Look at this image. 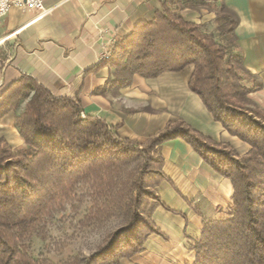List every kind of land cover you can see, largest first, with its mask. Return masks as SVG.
Returning <instances> with one entry per match:
<instances>
[{"label": "trees", "instance_id": "1", "mask_svg": "<svg viewBox=\"0 0 264 264\" xmlns=\"http://www.w3.org/2000/svg\"><path fill=\"white\" fill-rule=\"evenodd\" d=\"M176 1L165 0L152 20L139 21L109 58L100 60L115 67L104 87L127 86L134 74L151 78L192 65L190 90L250 149L238 154L182 119L143 142L123 138L102 118L83 114L76 96H54L22 76L0 91V119L26 100L15 117L25 147L12 148L0 138V264H118L142 251L149 234L162 235L151 218L160 203L155 188L165 179L158 147L175 138L185 140L233 187L228 216L203 222L191 264H264V109L248 98L261 81L243 67L239 51L174 13ZM236 24V15L223 9L219 32L233 34ZM85 188L92 198L85 220L114 217L117 225L94 250L71 261L33 257L30 237Z\"/></svg>", "mask_w": 264, "mask_h": 264}, {"label": "crops", "instance_id": "2", "mask_svg": "<svg viewBox=\"0 0 264 264\" xmlns=\"http://www.w3.org/2000/svg\"><path fill=\"white\" fill-rule=\"evenodd\" d=\"M165 0H44L48 12L13 7L0 20V91L22 76L33 78L54 96L77 97L82 113L100 117L123 138L143 142L178 119L238 154L250 146L228 133L188 86L193 66L156 77L134 74L129 85L104 87L115 71L99 64L142 20L150 21ZM171 8L211 34L261 81L248 98L264 109V0H179ZM233 12V34H221L218 16ZM248 86L251 83L247 82ZM26 100L0 119V138L25 147L15 125ZM165 175L157 186L160 203L151 218L162 235L149 234L143 250L118 264H191L204 221L226 218L232 204L229 178L215 172L182 138L159 145Z\"/></svg>", "mask_w": 264, "mask_h": 264}, {"label": "rangeland", "instance_id": "3", "mask_svg": "<svg viewBox=\"0 0 264 264\" xmlns=\"http://www.w3.org/2000/svg\"><path fill=\"white\" fill-rule=\"evenodd\" d=\"M91 206L89 189H78L75 199L73 197L48 217L42 228L30 237L28 245L32 256L64 263L94 250L107 229L117 225L118 220L112 217L101 222H87L85 217Z\"/></svg>", "mask_w": 264, "mask_h": 264}, {"label": "built area", "instance_id": "4", "mask_svg": "<svg viewBox=\"0 0 264 264\" xmlns=\"http://www.w3.org/2000/svg\"><path fill=\"white\" fill-rule=\"evenodd\" d=\"M13 7L20 9H35L38 11L39 15H43L48 12V9L44 7V0H0V20ZM110 54L111 50L106 51L101 55V60L109 58Z\"/></svg>", "mask_w": 264, "mask_h": 264}]
</instances>
